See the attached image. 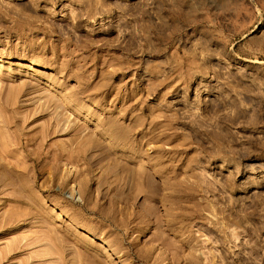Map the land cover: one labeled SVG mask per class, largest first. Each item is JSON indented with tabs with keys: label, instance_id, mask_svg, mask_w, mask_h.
Returning a JSON list of instances; mask_svg holds the SVG:
<instances>
[{
	"label": "rangeland",
	"instance_id": "obj_1",
	"mask_svg": "<svg viewBox=\"0 0 264 264\" xmlns=\"http://www.w3.org/2000/svg\"><path fill=\"white\" fill-rule=\"evenodd\" d=\"M0 10V264H264V0Z\"/></svg>",
	"mask_w": 264,
	"mask_h": 264
},
{
	"label": "bare ground",
	"instance_id": "obj_2",
	"mask_svg": "<svg viewBox=\"0 0 264 264\" xmlns=\"http://www.w3.org/2000/svg\"><path fill=\"white\" fill-rule=\"evenodd\" d=\"M0 12H1V10H0ZM46 67V66H45ZM84 114V113H83ZM81 115V114H80ZM84 116V115H83ZM85 117V116H84ZM89 119V118H88ZM93 124V123H92ZM104 243H108L106 240H104ZM124 260V259H123Z\"/></svg>",
	"mask_w": 264,
	"mask_h": 264
}]
</instances>
